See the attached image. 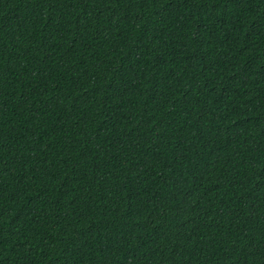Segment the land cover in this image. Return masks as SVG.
<instances>
[{
    "label": "trees",
    "instance_id": "1",
    "mask_svg": "<svg viewBox=\"0 0 264 264\" xmlns=\"http://www.w3.org/2000/svg\"><path fill=\"white\" fill-rule=\"evenodd\" d=\"M0 264H264V0H0Z\"/></svg>",
    "mask_w": 264,
    "mask_h": 264
}]
</instances>
